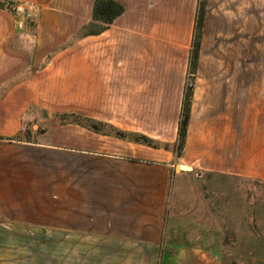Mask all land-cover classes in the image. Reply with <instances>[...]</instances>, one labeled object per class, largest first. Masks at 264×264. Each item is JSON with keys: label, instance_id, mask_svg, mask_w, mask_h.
I'll list each match as a JSON object with an SVG mask.
<instances>
[{"label": "crops", "instance_id": "0c3cea01", "mask_svg": "<svg viewBox=\"0 0 264 264\" xmlns=\"http://www.w3.org/2000/svg\"><path fill=\"white\" fill-rule=\"evenodd\" d=\"M17 1L39 16L27 25L0 10V224L55 230L67 264H225L218 231L213 241L204 227L170 232L164 210L176 167L264 183V140L244 141L241 116L256 84L235 80L225 56L241 38V0H207L182 158L173 147L200 0H114L124 13L87 35L101 25L97 0L81 14L70 13L76 1ZM40 111L73 115L71 135L54 125L45 142L7 140Z\"/></svg>", "mask_w": 264, "mask_h": 264}, {"label": "rangeland", "instance_id": "374dc122", "mask_svg": "<svg viewBox=\"0 0 264 264\" xmlns=\"http://www.w3.org/2000/svg\"><path fill=\"white\" fill-rule=\"evenodd\" d=\"M55 2L70 3L72 10L66 12L72 14H76L80 8L81 14L87 3L86 0ZM3 3L5 7L0 10L14 17L24 16L27 25L39 16L36 8L21 6L17 0H3ZM19 7H23V13H18ZM238 8L243 23L240 41L225 43L229 48L225 50L224 47V50L225 56H231L228 58L230 64L240 69L239 74L233 75L234 79L239 78L242 83L250 85L256 84V90L251 92H256L257 97L246 101L241 110L242 128L252 131L244 141L256 143L264 140V0H241L239 5L234 4V9ZM61 116L54 114V118L50 119L46 112L40 111L26 117L22 139L45 142L47 139L44 133L54 125L67 126L63 128V133L71 135L72 123L64 124ZM164 221L170 232L183 231L188 227L209 229L210 241L216 239L214 232L218 231L225 264H264L263 182L198 169L187 172L179 167L177 171L173 168ZM48 231V235H42L40 228L0 224V264H67L63 253L67 255L68 251L58 249L56 231Z\"/></svg>", "mask_w": 264, "mask_h": 264}, {"label": "trees", "instance_id": "16d2710c", "mask_svg": "<svg viewBox=\"0 0 264 264\" xmlns=\"http://www.w3.org/2000/svg\"><path fill=\"white\" fill-rule=\"evenodd\" d=\"M14 4V3H13ZM206 6L207 0H200L198 16L196 21L195 27V35H194V42H193V50H192V58H191V65H190V73L192 74V78H190V83H188L186 88V97L182 109V115L179 125V132H178V140L176 145L173 147V151L176 154L177 158H182L184 156L185 145H186V138L188 132V125L190 122V115H191V107H192V95L194 91V77L196 74V69L198 66L199 60V52L200 46L202 41V34H203V27H204V20L206 15ZM5 4L3 0H0V8H4ZM124 13V7L117 3L114 0H97L95 2L94 10H93V19L97 22H100L101 25L93 26L94 24L87 25L84 27V34L87 35L89 33L95 34L101 32L106 29V27L113 23V21L121 16ZM93 27H97V31L92 29ZM64 124L73 123V115H62L60 117ZM72 120V121H70ZM85 125L90 127L93 130L100 131L98 125L96 123H92L89 120H85ZM104 125H100V127ZM110 132L117 138L127 140L130 142L146 145L153 148H158V144L150 140L149 138L141 135H133L127 134L122 131L110 128ZM22 134L25 135V132L21 131L16 136L9 138V141L15 142H29L27 140L22 139ZM168 148V147H166ZM0 221L4 222L5 219L0 214Z\"/></svg>", "mask_w": 264, "mask_h": 264}, {"label": "built area", "instance_id": "2783aa9c", "mask_svg": "<svg viewBox=\"0 0 264 264\" xmlns=\"http://www.w3.org/2000/svg\"><path fill=\"white\" fill-rule=\"evenodd\" d=\"M23 12H24L23 7H19V8H18V13H23Z\"/></svg>", "mask_w": 264, "mask_h": 264}, {"label": "water", "instance_id": "95a60500", "mask_svg": "<svg viewBox=\"0 0 264 264\" xmlns=\"http://www.w3.org/2000/svg\"><path fill=\"white\" fill-rule=\"evenodd\" d=\"M178 170V167H176V171Z\"/></svg>", "mask_w": 264, "mask_h": 264}, {"label": "bare ground", "instance_id": "6f19581e", "mask_svg": "<svg viewBox=\"0 0 264 264\" xmlns=\"http://www.w3.org/2000/svg\"><path fill=\"white\" fill-rule=\"evenodd\" d=\"M183 169V168H182ZM181 170V169H180Z\"/></svg>", "mask_w": 264, "mask_h": 264}]
</instances>
